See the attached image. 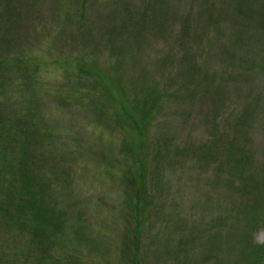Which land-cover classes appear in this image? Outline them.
Returning <instances> with one entry per match:
<instances>
[{
  "label": "rangeland",
  "instance_id": "obj_1",
  "mask_svg": "<svg viewBox=\"0 0 264 264\" xmlns=\"http://www.w3.org/2000/svg\"><path fill=\"white\" fill-rule=\"evenodd\" d=\"M0 61V176L54 212L5 203L0 264H256L264 0H0Z\"/></svg>",
  "mask_w": 264,
  "mask_h": 264
},
{
  "label": "trees",
  "instance_id": "obj_2",
  "mask_svg": "<svg viewBox=\"0 0 264 264\" xmlns=\"http://www.w3.org/2000/svg\"><path fill=\"white\" fill-rule=\"evenodd\" d=\"M1 62V61H0ZM3 121V120H2ZM139 130V131H138ZM138 132H141L140 129H138ZM8 132H10L8 130ZM140 135V134H139ZM142 136V135H140ZM3 138V136L0 137V139ZM141 141V140H140ZM140 143V142H139ZM4 156V155H3ZM13 161L6 159L5 160V166L6 164H11ZM19 167L15 169L16 167H13L12 165H9L6 168V174L5 176H0V179L8 178L9 181L6 183V186L2 187L0 189V197L3 196L7 198L6 200H2L0 202V208H6L5 203H9L12 206L15 204V207H11L12 212H14V215L16 217H20L23 219H27L29 216L30 218L36 219V218H42V217H49L48 212H53L50 208L45 207L42 205V203H37V197L38 193L32 189V187L37 185V181L35 180L34 176L31 174H27V165L19 161ZM142 174V168H138V177L141 178ZM135 178H133L134 180ZM21 182V190L18 192V199H16L17 191L16 186L18 185L17 182ZM23 184V185H22ZM1 186V184H0ZM39 188V187H38ZM40 189V188H39ZM42 192V189H40ZM241 190L246 191L247 188H241ZM255 192L253 188L250 189L249 193ZM40 193V192H39ZM241 194H249V193H243L242 191H239ZM20 200V201H19ZM42 200V199H40ZM1 213H3L2 210H0ZM9 211H4V214H9ZM54 213V212H53ZM59 218L57 216L52 215L51 220H58ZM262 219H257L253 224L259 226ZM53 226H58L57 224L53 223ZM251 241L248 240L247 244H249V248L247 251L250 253V255L256 258V264H264V247L263 246H253L250 244Z\"/></svg>",
  "mask_w": 264,
  "mask_h": 264
}]
</instances>
